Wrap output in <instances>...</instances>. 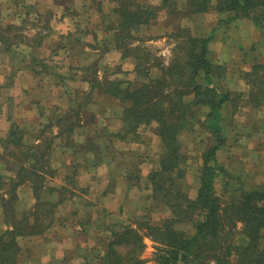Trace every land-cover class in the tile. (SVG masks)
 Segmentation results:
<instances>
[{
	"label": "trees",
	"instance_id": "1",
	"mask_svg": "<svg viewBox=\"0 0 264 264\" xmlns=\"http://www.w3.org/2000/svg\"><path fill=\"white\" fill-rule=\"evenodd\" d=\"M111 1L114 7L109 25L113 35L101 44L106 50L114 44L123 59L130 57L136 80L98 78L93 63L81 74L89 86L85 96L90 98V92L96 89L98 94L117 98L124 104L119 117L120 127L109 133L114 144L136 139L139 126L155 123L154 134L160 152L156 167L146 178L151 188V200L166 208L169 215L160 224L152 223L149 216L141 217L135 225L112 224L108 238L96 245L101 249L90 248L95 250L93 264H147L142 257L146 238L153 243L150 264H205L208 260L218 264H264V183L250 189L239 185L238 194L231 195L226 203L215 189L219 176H230L215 155L225 142L223 122L235 116L240 97L219 89L217 82L225 77V66L207 57V44L212 34L193 35L181 22L173 26L174 30L169 33L173 46L167 63L141 46L138 42L144 39L136 36L158 18L160 11L174 22L177 18L182 20L214 11L228 13L219 21L230 22L238 17L249 19L264 40V0H159L158 4L138 0ZM19 29L12 26L0 29V41L8 44L12 38L10 33ZM243 76L251 87L248 101L262 105L264 61L255 62ZM83 104L77 102L72 111H81ZM224 105L228 107L223 111ZM67 117L56 120L59 129L55 136L64 133L63 140L73 152L76 146V152L82 154L104 155L105 148L94 138H89L85 144L71 142L79 117L70 122L66 121ZM49 126H52L51 122L34 135V138L41 137L38 143L26 144L15 125L0 138L2 166L12 165L9 170L13 171L11 176L0 172L1 215L10 226L0 234V264H19L17 238L42 235L54 222L52 215L60 198L53 201L52 194L57 189L44 182L46 173L55 172L49 165L53 137L50 140L43 137ZM195 127L209 137L210 144L200 153L196 191L190 196L183 188L186 158L181 151L180 134ZM75 172L73 164H69L65 175L68 183L74 182ZM25 181L30 183L35 202L17 215L16 188ZM238 223L241 224V240L235 241ZM87 263L85 257L80 264Z\"/></svg>",
	"mask_w": 264,
	"mask_h": 264
},
{
	"label": "crops",
	"instance_id": "2",
	"mask_svg": "<svg viewBox=\"0 0 264 264\" xmlns=\"http://www.w3.org/2000/svg\"><path fill=\"white\" fill-rule=\"evenodd\" d=\"M113 7L114 2L111 0H0V29L6 26L20 28L15 30L16 32L12 30L13 34L10 33L12 38L8 44L0 41V138L5 137L15 125L22 132L26 144L40 142L41 137L34 138L32 135L47 122L55 125V122H52L54 117L57 119L61 117L60 104H54L59 108V113H54L44 106V100H47L48 93H51L47 84H51L52 81L58 93L57 97H65L67 101H70L68 108H65L69 112L66 121L70 122L81 114L86 117L85 120L88 119L87 121L81 119L79 122L74 120L76 123L71 142L75 145L85 144L89 138H94L96 143L105 148V154L101 153L99 157L96 153L82 154L78 150L76 152V146L73 152L67 146L66 140H63L65 134L56 137L59 128L57 125L52 127L53 139L49 147V165L55 172L46 173L44 182L46 186L57 189L52 194V200L57 201L59 198L60 200L52 215L53 224L42 235L17 238L20 248L17 257L19 264H49L51 260L56 259L63 260L65 264H80L87 257V249L90 250L92 246L98 245L97 240H101L102 237V241L108 238L109 226L112 224L135 225L134 222L143 214H147L152 223L160 224L169 215L166 208L154 204L150 197L151 188L146 175L156 167V157L153 160L140 162L138 165L144 164L137 168V174L130 173L132 163L119 164L114 161L117 157L124 156V152L114 150L117 149L115 146L118 143L114 144L111 141L109 133L120 127L119 117L124 104L109 95L104 97L117 105L118 128H113L108 119L113 112L105 115L107 119L100 123L95 112L97 111L95 102L90 100L92 95L90 98L88 95V99H85L81 113L72 111L75 109L72 107L76 102H80L89 90L88 83L81 75L84 68L95 63L97 59L100 61L108 59L116 64L118 71H121L122 63L131 62L128 57L122 58L121 53L114 48V44L109 45L108 50L101 44L103 41L110 40L113 35L109 25ZM230 22L228 25L231 27L228 29L216 28L215 23H212L214 31L211 41L209 40L207 44V57L210 61L225 66V77L217 82L219 89L239 94L236 114H240V110H242L241 113L246 112L245 109H247L250 117L248 116L246 121H252L253 115L254 118H258L257 122H254L258 126V131L256 128L254 135H250L245 128L243 131L247 132L240 143L233 142V139L228 141L225 136L224 144L215 155L217 162L224 169L229 160L239 164V157H233L239 149L243 148L247 156H251L252 153L259 156L264 152V103L255 105L248 101V92L251 87L243 76V73L248 72L255 62L264 61V40L249 19L238 17ZM241 25L244 28H237ZM223 30L227 32L224 33ZM237 33L239 36H236ZM50 55L55 60H50ZM227 107L224 105L223 111ZM28 115L30 120L26 118ZM152 124L155 125L151 122L139 126L138 135L142 126L148 128L153 126ZM248 124L250 125L251 122ZM154 130L155 127L147 134L152 132L154 134ZM227 132L226 126L224 134L226 135ZM142 139L145 140L144 137ZM2 149L0 143V153ZM155 156L158 157L157 154ZM69 164H73L76 169L74 182L71 184L65 178ZM11 168L12 165L3 167L0 159L2 174L11 176L13 172L10 171ZM221 178L219 176L217 181ZM260 181L263 182L262 179ZM16 195L15 209L17 215H20L24 210L31 208L35 202L30 183L25 181L17 186ZM125 197H128L130 205L123 201ZM131 205L135 210H130ZM159 211L162 217L158 218L157 215L153 217V214ZM1 213L0 208V234L10 227L3 221ZM119 213L125 216L115 215ZM133 213H138V216L133 221H127L126 216ZM101 215L108 222L107 228L101 224L103 221ZM75 227L79 229L78 233L73 232ZM94 227L96 229L99 227L101 230L103 235L100 238H95L97 236ZM67 232H71L70 235H67ZM104 236L107 237L104 238ZM37 241L43 243L42 251L38 255L35 254L30 262L23 261L20 257L21 253L31 247L30 243ZM70 242L76 246L68 251L67 246Z\"/></svg>",
	"mask_w": 264,
	"mask_h": 264
},
{
	"label": "rangeland",
	"instance_id": "3",
	"mask_svg": "<svg viewBox=\"0 0 264 264\" xmlns=\"http://www.w3.org/2000/svg\"><path fill=\"white\" fill-rule=\"evenodd\" d=\"M138 1H141L143 3L148 2V3H153V4L159 3V0H138ZM227 16H228V13L218 14V13H215L214 11H208L206 13H199V14L191 15L188 18L182 19V20L177 18V21L174 22L173 19H168L169 17L166 15L164 11H160L158 18L154 22H152L150 26L143 27L138 33H136V36L144 39L138 42L141 46H144V48L149 49L152 53L159 55L163 59L164 63H167L171 55V48L173 46L172 39L170 38L171 36L169 35L171 30L172 31L174 30L173 26H176L177 24L181 22V24L189 27L193 35L207 36V35L213 34L214 29H212V23L213 24L215 23L216 28L223 27V28L228 29L229 27H231L228 25L231 22L219 21V20H223ZM167 22H170L171 24L167 25ZM206 23H211V24L209 26L204 25ZM237 28H244V27L243 25H241V27H237ZM225 31L226 30H223L222 32L226 33L227 31L226 32ZM236 36H239V34L237 33ZM145 39H148V40H145ZM261 53H262V50L260 54ZM50 56H51L49 58L50 60H55V58L52 59L53 57L52 55ZM240 57L241 56L239 55V58ZM56 58L60 59L59 57H56ZM128 58L130 59V57ZM104 64H108V65H104ZM93 65L96 67L95 71H97L96 74L98 78L106 77L109 79L121 78L123 80H127V79L134 80V81L136 80L132 72V65H133L132 61L131 62L127 61V62L122 63L123 70L120 69L121 71H118L119 69L116 67V64L108 61V59L106 60L103 59V61H100L97 59L95 64ZM50 66H52L51 63H50ZM52 83L53 82L51 81V84H47L49 86V89L51 90V93L49 92L47 95V100H44L45 102L44 106H46L45 108H49L48 110L53 111L54 113H59L58 111L59 108L55 107L54 104L56 103L60 104V106H62V109H61L62 112L60 111V115H61V118L64 120L65 115L69 114L68 110L65 108L69 106L70 101H67L65 97L58 98L57 97L58 93H56V90L54 86L52 85ZM91 95H92V99L90 100H93L95 102V107L97 109V111L95 112L99 118L98 120L100 121V123H103V121L107 119V116L105 115H108L109 113L113 112V115L112 116L110 115L108 119H110L113 128H118L119 123L116 120V115L118 114L117 113L118 108H117L116 103L110 99H105L104 97L106 95L98 94L96 89L92 90V94H90V96ZM86 98L87 96L83 97L81 102H84ZM75 106H73L72 108H74ZM245 110L246 112H243V113H241L242 110H240V114L237 113L236 116H234L232 119H227L223 122L228 127V132L226 133V135L224 134L228 141L233 139V142L238 141L240 143L242 140H244L243 136L247 132V131H243L245 130V128L248 129V132L250 135H254L253 133L254 131H256V128L258 131V126H256L255 125L256 123H254V122H257L258 118L257 119L254 118L255 116L253 115L251 119L252 121H249V120L246 121L248 116L250 117V115L247 114V109ZM28 113L31 114L30 112ZM50 114L52 115V113ZM92 117H94V119L96 118L94 115ZM26 118L30 120L29 115ZM26 118L24 119V121L26 120ZM85 118L86 117L83 114H81L77 122H79L81 119L85 120ZM56 120L57 118L54 117L52 122H56ZM248 122H251V124L249 125ZM54 124L55 125H52L51 127L49 126L46 129V132L43 135V137L46 140L48 139L50 140L51 136H53L52 127L56 126V123ZM152 125L153 126H149L148 128L142 126L139 132L140 134L138 135L137 133L136 139L129 140V142H123V143L116 144L115 147L117 149H114V150L115 151L122 150V152H124V156L117 157L114 161H116L119 164H122L125 162H128L130 164L131 163L139 164L140 162L153 160L154 157L157 158L155 154L157 155L159 154V146H160L158 143L159 141L156 135L152 134L153 132L151 134H147L148 132H150L151 129L153 130V127H155L154 124ZM49 130H51V133H49ZM34 135L32 136L34 137ZM143 137L145 138V140L142 139ZM140 140L141 142L139 143ZM180 142H181V151L184 153V156L186 158L183 188L186 189L187 193L190 196H194L195 191H196L195 187L197 185V181H196L197 180L196 177L198 174L197 168L200 164V153L206 146L210 144V139L209 137L205 136L204 132L202 133V130L199 127H195L192 130L181 132ZM139 153L141 154V156ZM235 154L236 155H233V157L234 156L239 157L238 158L240 160L239 164H235V162H231L230 160L229 162H226L227 165H225V167L228 173L230 174V176L229 177L222 176L220 180L215 182L216 192L222 197V201L224 203H226L229 199H231V195L238 194L239 185H242L246 189H250L256 186H260L261 184L264 183V178H263L264 177V152L260 153L259 156H257L255 153H252L251 156H247L248 154L242 148V149H239L238 153H235ZM114 155L117 156L115 153ZM126 157L128 159L125 160ZM55 158L57 159V157ZM58 158L60 159L61 157H58ZM222 162L224 164V158ZM240 163H242V165ZM143 164L144 163H141L140 165H137V166H131L130 173L137 174L138 173L137 168H140ZM261 173L263 174L260 178ZM260 179H262L263 182H261ZM123 201L128 202V197H125ZM128 205H130L129 202H128ZM130 210H135L133 209L132 205L130 206ZM137 214L138 213H133V214H130L129 216H126L127 221L129 222L133 221L138 216ZM115 215H119L123 217L125 216V215H122L121 213L115 214ZM154 215H157L158 218L162 217L160 211L158 213L153 214V217ZM143 216H147V214H143L141 217ZM101 218H103V215H101ZM101 224H103L105 228H107L108 226L107 225L108 222L105 221L104 218ZM94 230L96 231V236H97L95 238H100V236L103 235L102 232H100L101 230L99 229V227H97V229L94 227ZM240 230H241V224L238 223L235 228V231L238 232L234 236V239H236L235 241L241 240V236L239 232ZM73 232L78 233L79 229L75 227L73 228ZM70 233L71 232L69 233L67 232V235H70ZM67 237L70 238L71 236H67ZM106 237L107 236H104V238ZM102 239L103 237L101 238V240H97L99 241V245L100 243L104 242L102 241ZM145 244H146V247L143 251L142 257L146 260L147 264H150L151 258L153 255L152 254L153 243L150 241V239L146 238ZM29 245L31 247H28L27 250L22 252L20 255L23 261L27 260L28 262H30L31 260H33L34 255L35 254L38 255V253L42 251V249L44 248L43 243L41 241L39 242L37 241L32 244L30 243ZM75 246L76 245L74 243L70 242V245L67 246V250L71 251L72 248ZM95 247L98 248L99 250L101 249L100 246L95 245ZM86 254L88 258L87 264H93L94 257H95V250L93 251L92 249L90 250L87 249ZM49 264H65V262L63 260L56 259V260H51Z\"/></svg>",
	"mask_w": 264,
	"mask_h": 264
},
{
	"label": "built area",
	"instance_id": "4",
	"mask_svg": "<svg viewBox=\"0 0 264 264\" xmlns=\"http://www.w3.org/2000/svg\"><path fill=\"white\" fill-rule=\"evenodd\" d=\"M205 264H218L215 260H208Z\"/></svg>",
	"mask_w": 264,
	"mask_h": 264
}]
</instances>
